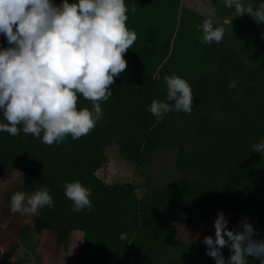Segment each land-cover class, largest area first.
I'll list each match as a JSON object with an SVG mask.
<instances>
[{
    "label": "trees",
    "instance_id": "obj_1",
    "mask_svg": "<svg viewBox=\"0 0 264 264\" xmlns=\"http://www.w3.org/2000/svg\"><path fill=\"white\" fill-rule=\"evenodd\" d=\"M125 2L135 8L126 13V26L137 40L124 54L127 68L110 85L113 95L100 102L103 115L95 128L51 146L22 131L14 137L0 132V175L19 172L16 191L50 189L54 207L33 215L27 228L65 246L78 233L71 264H216L203 241L182 239L177 230L194 221L213 222L218 210L238 224L247 218L264 228V156L252 150L264 139V23L249 14L232 18L223 0H213L217 16L229 22L220 43L204 44L202 15L180 0ZM0 46H7L3 35ZM170 75L189 82L194 108L190 115L170 112L157 121L147 108L165 98ZM234 79L238 88L229 90ZM91 103L78 94V109ZM111 145L143 175L153 153L170 150L174 176L157 187L148 181L109 184L105 149ZM66 180L92 189L91 210H73L64 194ZM1 246L4 264L18 247L13 239ZM221 251L227 260L230 248ZM248 264L260 261L249 256Z\"/></svg>",
    "mask_w": 264,
    "mask_h": 264
},
{
    "label": "clouds",
    "instance_id": "obj_2",
    "mask_svg": "<svg viewBox=\"0 0 264 264\" xmlns=\"http://www.w3.org/2000/svg\"><path fill=\"white\" fill-rule=\"evenodd\" d=\"M234 16L249 14L264 23V0L253 7L248 0H223ZM134 7L125 0H0V35L7 46H0V132L11 136L32 134L46 145L59 144L70 135L73 140L90 133L102 118L101 103L113 95L114 77L127 68L126 51L137 34L126 26V13ZM227 23V21H225ZM204 44L220 43L223 27L212 20L202 23ZM163 100L148 106L157 121L170 112L191 114L195 96L189 82L178 75L165 77ZM240 81L231 80L229 90ZM78 94L91 101V108L78 109ZM239 93L235 98L238 99ZM264 156V139L252 145ZM64 194L76 212L91 210L92 189L79 180L64 181ZM54 207L50 189L36 187L30 194L15 191L9 200L12 214L36 215ZM228 220L218 210L214 220L215 239L207 235L203 243L216 264H248L253 256L264 264V239H254L253 224L242 219L240 228H228ZM227 237V239L225 238ZM121 240L127 235L121 233ZM228 246L226 260L221 249Z\"/></svg>",
    "mask_w": 264,
    "mask_h": 264
},
{
    "label": "rangeland",
    "instance_id": "obj_3",
    "mask_svg": "<svg viewBox=\"0 0 264 264\" xmlns=\"http://www.w3.org/2000/svg\"><path fill=\"white\" fill-rule=\"evenodd\" d=\"M181 4L185 7L191 8L194 11L198 12L202 15L201 23L205 19L212 20L214 26L216 27H223L226 31L227 24L229 22V18H222L217 16V14L214 11V7L212 5L213 0H180ZM227 21V23L225 22ZM106 154L109 158L110 164L108 168V176H107V182L109 184L114 183H132L135 185H140L142 183H146L147 181L152 187H157L162 185L165 181L172 178L174 176L175 170L173 166V152L167 149H161L153 153L146 161V174L143 175V170L141 171L139 166H136L135 164L124 160L115 145H111L107 147ZM20 173H13V174H3L0 175V234L2 233L3 237H5L7 234L11 236H16L17 238L20 233H22L19 236V240L23 241L30 235V231L27 228V222L32 218V216H24L20 213L12 214L9 210V200L13 192L16 191V188L19 186L21 180H20ZM226 219L228 220V228L233 230H238L240 228V225L230 219V216L227 214H224ZM255 232H254V239H264V228L263 227H257L254 226ZM178 236L182 239H185L187 241L192 242H202L204 237L207 235H212L215 239V228H214V221L213 222H207V221H194L193 223L188 224H182L178 227ZM8 235V236H9ZM40 236L37 237L38 241L41 240L45 242L46 249H50V253L48 256H51L52 258H58L61 255H64L65 258H69V260L73 258V254L77 252L79 248L78 243V233H72V236L70 238V242L67 245L69 248L71 247L73 249L68 250L66 249L65 245L62 243H58L54 240V242L50 243V237L49 235H46V233L39 234ZM7 236V237H8ZM48 238H46V237ZM227 239V237H225ZM7 239H13L12 237H8ZM17 242L16 239H13ZM33 240L36 241V238ZM1 242V238H0ZM36 244V243H35ZM38 247L35 248V252L32 253V257L30 260H22L19 263H16L14 259L16 258H24L22 256L25 255H17V252L19 250V242H17V251H15L13 256L11 258H8L5 260L4 264H22L23 261H25L28 264L37 263V261L40 263L41 257L44 255H38V251L42 246L41 244H37ZM0 247L1 243H0ZM45 250V251H47ZM61 253V255H59ZM47 255V254H45ZM53 255V256H52ZM18 256V257H17ZM50 257V258H51ZM29 258V256H28ZM70 260V261H71ZM65 262H67L65 260ZM71 264V262L69 263Z\"/></svg>",
    "mask_w": 264,
    "mask_h": 264
},
{
    "label": "crops",
    "instance_id": "obj_4",
    "mask_svg": "<svg viewBox=\"0 0 264 264\" xmlns=\"http://www.w3.org/2000/svg\"><path fill=\"white\" fill-rule=\"evenodd\" d=\"M31 222V219L27 222V226L29 225V223ZM23 233V232H22ZM22 233H20L19 235H17L18 237L17 238H15L16 236H11V235H9V234H7L5 237H3L2 235V233L0 234V238H1V242L4 240V239H6V238H8V237H12L13 239H16L17 240V242H19V250L18 251H20V252H17V255L18 256H20V255H25V256H22V257H24V258H22V259H20V258H16V259H14L15 261H16V263H19L20 261H22V260H30L31 259V257H32V253H33V251H34V253H37V252H35V248L37 247V244H41L42 245V248H43V251H42V254L41 255H43L42 257H41V259H40V263L37 261V263H33V264H69L70 263V260H69V258H65V260L67 261V262H65V260H64V255H61V253L59 254V255H61L60 257H59V259L58 258H52L51 256H48L49 255V253H50V249H51V247H50V249H46V244H45V242H44V240L42 241H40V242H37L38 241V239H37V237H39L40 235H38V234H36V233H31L25 240H24V242L23 241H20L19 240V236L22 234ZM9 235V236H8ZM8 236V237H7ZM21 237V236H20ZM46 237V236H45ZM34 238H36V241L35 240H33ZM46 238H48V237H46ZM54 240H55V238L53 237V236H51L50 237V243H52V242H54ZM56 241V240H55ZM0 242V243H1ZM36 243V244H35ZM64 245V244H63ZM71 246H72V244H71ZM69 247V248H67L68 246H65L66 247V249H68V250H70L71 251V249H73V247ZM45 250H47V251H45ZM45 254H47V255H45ZM51 254V253H50ZM38 255H39V251H38ZM74 255V254H73ZM17 256V257H18ZM28 256H29V258H28ZM40 256V255H39ZM53 256V255H52ZM51 257V258H50ZM6 260V259H5ZM4 260V261H5ZM22 264H28V263H26L25 261H23L22 262Z\"/></svg>",
    "mask_w": 264,
    "mask_h": 264
}]
</instances>
